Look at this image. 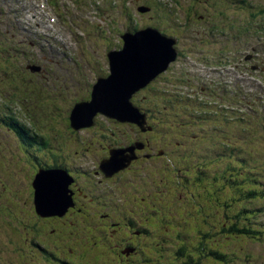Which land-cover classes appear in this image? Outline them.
<instances>
[{
    "label": "water",
    "instance_id": "obj_1",
    "mask_svg": "<svg viewBox=\"0 0 264 264\" xmlns=\"http://www.w3.org/2000/svg\"><path fill=\"white\" fill-rule=\"evenodd\" d=\"M134 39L140 48L136 52H133ZM138 39L140 38L127 37L125 48L110 56L112 74L107 80L95 86L92 102L83 107H94L95 110L121 117L124 115L131 92L165 67V62L155 64L156 55L161 59L163 57L162 46L159 48L160 40L155 36H149L148 33L144 34L143 39ZM133 53L138 55L135 59L131 57Z\"/></svg>",
    "mask_w": 264,
    "mask_h": 264
},
{
    "label": "bare ground",
    "instance_id": "obj_2",
    "mask_svg": "<svg viewBox=\"0 0 264 264\" xmlns=\"http://www.w3.org/2000/svg\"><path fill=\"white\" fill-rule=\"evenodd\" d=\"M134 50H133V52H136V51H138V50H140V48H138V45L136 44V41H134ZM161 46H162V52L163 53H166V54H168V48L167 47H165L164 46V44H160V46H159V48H161ZM138 55L137 54H134L133 53V55L131 56V57H134V59H135V57H137ZM156 58H157V63L159 64V63H163V60L158 56V55H156ZM126 62H124V64H125ZM106 112V111H105ZM105 114H107V115H112V113H109V112H107V113H105ZM191 123H193L197 128H198V130H200V126L196 123V122H194L193 120H189ZM204 150V149H203ZM107 164H109V163H107ZM113 165V164H112ZM35 166L36 167H40V165H39V163L37 162V160H36V162H35ZM0 178H1V170H0ZM211 182H212V184H211V190L212 191H214L216 188H215V186H216V184H219V182H217V178H216V176H212V178H211ZM51 194H53L52 192H51ZM130 211V214L133 216V217H135L134 216V214H133V212L131 211V210H129ZM1 232V231H0ZM192 245H194V243L192 244Z\"/></svg>",
    "mask_w": 264,
    "mask_h": 264
},
{
    "label": "rangeland",
    "instance_id": "obj_3",
    "mask_svg": "<svg viewBox=\"0 0 264 264\" xmlns=\"http://www.w3.org/2000/svg\"><path fill=\"white\" fill-rule=\"evenodd\" d=\"M117 164H118V162H117V160H116V161H114V164L112 165V167L115 166V165H117ZM38 201H39V200H38ZM40 203H41V207H43V206H44V205H42L43 202L39 201V204H40ZM43 208H44V207H43ZM151 215H153V214L151 213ZM18 216H19V215H18ZM19 217H20V216H19ZM41 217H44V216H41ZM21 218H25V217L22 216ZM0 231L3 232V229H2L1 227H0ZM193 243H194L193 246H194L195 248H199V249H201V250L203 249V248H201V246H200L198 243H196V241H194ZM23 254H24L23 252H19V256H23ZM26 257L29 258V262H30V264H31V263H32V262H31L32 257H31V255H30V252H27V253H26ZM28 258L24 259V261L27 262V261H28ZM194 258H197V256L194 257Z\"/></svg>",
    "mask_w": 264,
    "mask_h": 264
},
{
    "label": "trees",
    "instance_id": "obj_4",
    "mask_svg": "<svg viewBox=\"0 0 264 264\" xmlns=\"http://www.w3.org/2000/svg\"><path fill=\"white\" fill-rule=\"evenodd\" d=\"M195 252H196V250H195ZM190 254L192 255L193 258L197 256L193 251H190Z\"/></svg>",
    "mask_w": 264,
    "mask_h": 264
}]
</instances>
